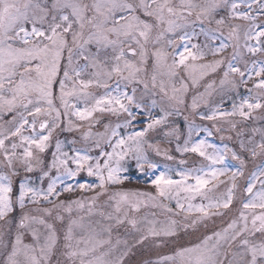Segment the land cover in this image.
Returning a JSON list of instances; mask_svg holds the SVG:
<instances>
[{
	"label": "snow or ice",
	"instance_id": "6c2138e0",
	"mask_svg": "<svg viewBox=\"0 0 264 264\" xmlns=\"http://www.w3.org/2000/svg\"><path fill=\"white\" fill-rule=\"evenodd\" d=\"M0 264H264V0H0Z\"/></svg>",
	"mask_w": 264,
	"mask_h": 264
}]
</instances>
